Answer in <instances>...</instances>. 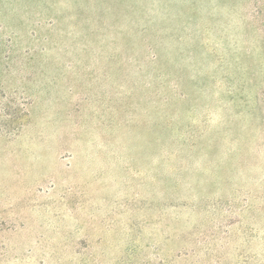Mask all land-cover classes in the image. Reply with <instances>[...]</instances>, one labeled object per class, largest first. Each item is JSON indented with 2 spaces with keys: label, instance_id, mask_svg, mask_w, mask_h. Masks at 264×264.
I'll use <instances>...</instances> for the list:
<instances>
[{
  "label": "rangeland",
  "instance_id": "374dc122",
  "mask_svg": "<svg viewBox=\"0 0 264 264\" xmlns=\"http://www.w3.org/2000/svg\"><path fill=\"white\" fill-rule=\"evenodd\" d=\"M0 264H264V0H0Z\"/></svg>",
  "mask_w": 264,
  "mask_h": 264
}]
</instances>
